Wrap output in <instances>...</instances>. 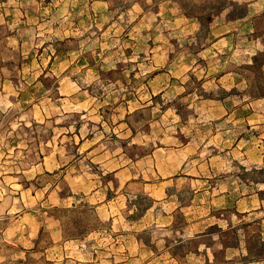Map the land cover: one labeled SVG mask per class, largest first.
<instances>
[{"label":"rangeland","instance_id":"obj_1","mask_svg":"<svg viewBox=\"0 0 264 264\" xmlns=\"http://www.w3.org/2000/svg\"><path fill=\"white\" fill-rule=\"evenodd\" d=\"M0 264H264V0H0Z\"/></svg>","mask_w":264,"mask_h":264}]
</instances>
